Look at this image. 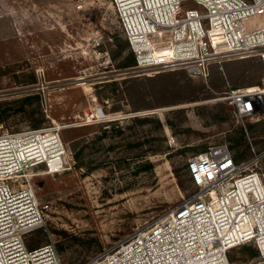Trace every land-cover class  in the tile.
Wrapping results in <instances>:
<instances>
[{
    "label": "rangeland",
    "instance_id": "374dc122",
    "mask_svg": "<svg viewBox=\"0 0 264 264\" xmlns=\"http://www.w3.org/2000/svg\"><path fill=\"white\" fill-rule=\"evenodd\" d=\"M78 1L0 0V134L57 122L68 161L58 173L33 168V188L49 207L46 225L24 242H53L62 264H84L189 197L196 186L187 158L209 145H229L239 163L260 155L246 171L264 177V116L237 119L218 100L264 83L259 57L223 58L207 76L123 68L130 51L137 59L112 0ZM188 8L202 11L184 0ZM97 109L104 115L90 121ZM252 258L231 250L232 264Z\"/></svg>",
    "mask_w": 264,
    "mask_h": 264
},
{
    "label": "built area",
    "instance_id": "2783aa9c",
    "mask_svg": "<svg viewBox=\"0 0 264 264\" xmlns=\"http://www.w3.org/2000/svg\"><path fill=\"white\" fill-rule=\"evenodd\" d=\"M183 1L112 0L138 68L207 76L223 58L259 57L264 75V0H193L202 11L182 12ZM253 17L263 21L255 26ZM218 100L237 119L264 116V83L229 89ZM101 115L97 109L87 118ZM61 128L53 122L0 134V264H62L53 242L33 248L24 242L46 225L49 207L33 188V168L43 164L52 174L67 168ZM259 157L239 163L225 143L192 153L187 170L194 192L84 264H232L231 250L244 244L257 249L250 264H264V177L246 171Z\"/></svg>",
    "mask_w": 264,
    "mask_h": 264
},
{
    "label": "trees",
    "instance_id": "16d2710c",
    "mask_svg": "<svg viewBox=\"0 0 264 264\" xmlns=\"http://www.w3.org/2000/svg\"><path fill=\"white\" fill-rule=\"evenodd\" d=\"M130 56L131 58L128 59V61L122 63L121 67H129V66H135L136 65V60H135V57L132 53V51H130ZM239 131L242 135L243 138H245V132H244V129L243 128H239ZM229 146V145H228ZM230 148V147H229ZM231 150V148H230ZM232 151V150H231ZM234 155V154H233ZM240 158V156H236L234 155V159L235 161L238 162V159ZM191 178V177H190ZM192 181V179H191ZM193 183V182H192ZM238 247H241L243 249V251L247 252L249 255L251 256H256L257 255V249L252 245V244H244V245H241V246H238ZM30 248H33V247H30ZM231 257V252L229 254V258Z\"/></svg>",
    "mask_w": 264,
    "mask_h": 264
}]
</instances>
